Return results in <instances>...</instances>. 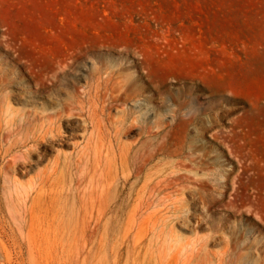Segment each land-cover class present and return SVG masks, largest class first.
<instances>
[{
    "label": "rangeland",
    "instance_id": "obj_1",
    "mask_svg": "<svg viewBox=\"0 0 264 264\" xmlns=\"http://www.w3.org/2000/svg\"><path fill=\"white\" fill-rule=\"evenodd\" d=\"M7 114L61 131L0 148V197L43 181L66 231L1 264H264V0H0Z\"/></svg>",
    "mask_w": 264,
    "mask_h": 264
},
{
    "label": "bare ground",
    "instance_id": "obj_2",
    "mask_svg": "<svg viewBox=\"0 0 264 264\" xmlns=\"http://www.w3.org/2000/svg\"><path fill=\"white\" fill-rule=\"evenodd\" d=\"M64 114L65 112L63 111V112H58L56 115L60 117V116H64ZM7 117H8L7 124L4 123L6 127L0 126V148H2L3 150L2 151L3 155L7 157L11 155L13 151L16 149H20L21 151V149L24 150L25 148L26 150V148L29 149L31 144L37 145L42 141L43 142L44 141L50 142V140L53 141L59 137V133L61 131V125L59 124V121L56 120L53 121L49 116H45L46 119L48 118L47 122L39 125L34 124V122L38 123L40 121L39 119L43 118L41 115L38 114L35 115L34 120H30L26 118L16 120L14 118H10L11 116L8 114ZM25 130L27 131V133L24 132ZM22 132H24L25 135L22 134L23 136L22 137L20 136L21 138L20 137L17 138L16 136H18ZM115 140L119 145V149H118L119 154L117 156L122 161L121 165H122L124 181L125 183H127L135 177V171H136L134 165L132 166L130 164L129 167L127 168H125L124 166L125 162L128 161L130 162V158L132 155L131 153L132 147L122 145L118 136L115 137ZM91 142H92V138L89 139L87 145L84 148H82L78 156L76 155L77 157H75V163H77V165L79 164L80 166L81 165L83 166V164H85L87 167H90L93 161H96L97 155L93 151L94 149L91 148ZM4 144L5 147L3 148L2 146ZM14 158L17 157L15 156ZM64 158L66 161L72 159V157L67 155ZM13 164L15 165L16 162L14 161ZM57 168L53 166V170L55 169L53 172H56ZM38 183L35 182L31 183L29 185V188L24 193L11 194L9 197L6 198L5 202H4L5 199L3 200L2 197H0V251L4 258L7 257L8 251L6 248V244L4 242H1V240L3 241L6 239L9 242L13 241L14 243H17L19 242V237H20L27 243L30 257L32 260H34L33 255L38 242V238L35 235V230L39 224H41L40 228H43V225H46V230L45 229L44 230L48 234L47 236H49L50 238L49 240L47 238V243L49 241L52 242L54 240L58 242L60 241V245L61 244L64 245L63 243L65 240V231H66V230L64 231L63 229L64 226H62V229H60L61 226L58 225L55 226L56 223L54 217L50 219L49 209L45 208V206L43 205L40 206L42 208L44 207V210H42V208L38 206V205H42V201L44 200V197L48 196L47 185L43 181H41L39 184ZM20 186L25 188L24 184H21ZM158 187H161L160 182L158 184ZM5 204L9 206L8 211L5 210ZM41 230L42 229H40L39 231ZM49 247H51V245ZM2 264H10V262L5 259Z\"/></svg>",
    "mask_w": 264,
    "mask_h": 264
}]
</instances>
